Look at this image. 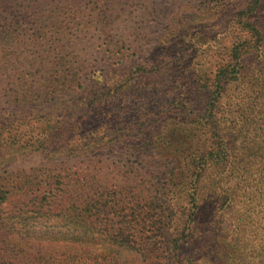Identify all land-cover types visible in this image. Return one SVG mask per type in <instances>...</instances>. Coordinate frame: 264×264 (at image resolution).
I'll list each match as a JSON object with an SVG mask.
<instances>
[{
    "label": "trees",
    "instance_id": "1",
    "mask_svg": "<svg viewBox=\"0 0 264 264\" xmlns=\"http://www.w3.org/2000/svg\"><path fill=\"white\" fill-rule=\"evenodd\" d=\"M123 1L0 0V156L53 160L29 173L0 161V209L27 198L0 211V264H264V0H200L231 15L217 47L193 21L171 27L166 56L87 88L58 31L90 18L103 38ZM165 74L174 90L156 104ZM128 146L143 169L123 167ZM43 190L63 193L60 209L30 198Z\"/></svg>",
    "mask_w": 264,
    "mask_h": 264
},
{
    "label": "rangeland",
    "instance_id": "2",
    "mask_svg": "<svg viewBox=\"0 0 264 264\" xmlns=\"http://www.w3.org/2000/svg\"><path fill=\"white\" fill-rule=\"evenodd\" d=\"M225 3L230 1L232 5H236L234 0H223ZM247 0H241L238 2V6L241 3H245ZM120 5L119 12L116 15L117 19H114V24L110 23L108 30L106 29L103 38H100L98 34L91 33L89 27H92V22L90 18L84 19L81 23L80 21L72 26H61L59 32L60 44L58 53L69 55L73 67L87 68V88L90 87L92 81L90 78L95 72L97 75H103L107 80H111V77L115 74L116 70L123 78H131L135 76V70L137 67H142L145 65L147 59L150 61L159 60L161 56H166L169 52L163 49L162 43L171 41V35L169 34L171 27H178L180 32L189 25V22L194 23V27L197 30L207 29V37L210 40V44L213 47H217L218 39L216 36L218 32L222 31L223 26L230 25L231 15L229 12L221 17L206 16L205 13L200 12L201 5L200 0H146V5L143 0H124L122 3L118 2ZM264 6V4H263ZM232 8L230 9V11ZM263 11V10H261ZM263 15V13H262ZM196 17H200L197 18ZM79 28L73 29L75 26ZM49 27V26H48ZM50 28V27H49ZM104 39H107L106 42ZM169 39L170 41H166ZM121 41L120 48L117 46V41ZM166 41V42H165ZM165 42V43H164ZM225 46L230 43L225 40L223 42ZM173 47H175L173 45ZM32 55H29L28 61L31 59ZM25 56L24 58H26ZM53 63H56V55H52ZM10 59V57H8ZM205 61V60H204ZM17 67V64L9 66V70ZM202 68L201 62H196L195 71H199ZM60 70V68H57ZM172 78L168 75L160 76L156 81L151 83V86L155 84L157 92L161 96V100L156 104H161L165 102L166 99L163 96L166 91L174 90L175 84L170 82ZM137 83V82H136ZM5 90V89H4ZM3 90V92H5ZM133 91V87L131 88ZM128 92H125L123 97H126ZM164 98V99H163ZM126 106L132 107L134 102L131 99L125 98ZM5 108L9 111L11 110V102L7 98L4 99ZM13 109V107H12ZM57 149L54 147L53 151ZM49 151V152H50ZM63 151L59 148L55 153L51 154L50 157L55 159L59 157L60 164H64L63 156H60ZM9 153V152H7ZM134 149L132 147H126L123 151L125 158L129 159L126 161V166L133 170H140L145 167L142 162L134 158ZM12 157V158H11ZM6 155L4 158L0 156V161H5V159H10V168L13 172L23 171L24 173H29L36 169L37 166L47 165L53 162H49L48 158L41 156L31 155L26 157H18L17 155L12 156ZM14 157V158H13ZM82 157L81 159H84ZM80 160V159H79ZM145 160H151L145 158ZM78 161V160H77ZM41 164V165H40ZM9 166V162L5 164L4 167ZM87 166V165H86ZM84 166V167H86ZM64 176H62L63 178ZM63 182L62 179L59 183ZM30 198H46L49 202L53 204L52 209H60L62 206L63 193L54 192L51 195L41 192L32 191ZM27 199L19 194L14 193L7 202L4 203L0 209L5 214L15 213L19 207H21V202ZM49 210L50 208H46ZM49 251L53 255L52 259L56 258L62 252L66 255H74L73 251H70L67 247H49ZM59 253V254H58ZM130 261V259L128 260ZM55 264H63L62 260H57ZM84 264H91L90 260H85Z\"/></svg>",
    "mask_w": 264,
    "mask_h": 264
}]
</instances>
